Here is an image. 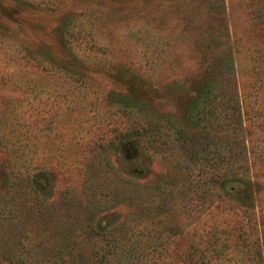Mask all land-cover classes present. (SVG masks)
<instances>
[{
	"label": "rangeland",
	"instance_id": "obj_1",
	"mask_svg": "<svg viewBox=\"0 0 264 264\" xmlns=\"http://www.w3.org/2000/svg\"><path fill=\"white\" fill-rule=\"evenodd\" d=\"M262 220L264 0H0V264H256Z\"/></svg>",
	"mask_w": 264,
	"mask_h": 264
},
{
	"label": "trees",
	"instance_id": "obj_2",
	"mask_svg": "<svg viewBox=\"0 0 264 264\" xmlns=\"http://www.w3.org/2000/svg\"><path fill=\"white\" fill-rule=\"evenodd\" d=\"M49 59L48 61H45V63L50 62L56 64L55 62H52ZM210 78L211 77L209 75L201 78V80L198 82L197 85L196 95L188 101V104L186 106V116L191 122V124L192 123L194 124V126L195 125L200 126L206 121H211L212 116L214 115L213 110L209 106H211L214 101L212 95H213V90L215 88L214 85L215 78H212L213 80H211ZM132 97H133L132 93H130L129 95L119 94V98L121 99L119 103L122 105L127 104V106L136 107L137 101L133 100ZM190 138L191 137H189V141ZM193 139L194 138H192V140ZM194 143H200V142L194 141ZM203 149L204 148H202L201 150L204 151ZM216 155H217L216 163H215L216 166H214V164L211 162L212 160L209 158V154L206 152H193V154H191V157L204 164L203 178L205 180L203 184L205 187L206 185H209L217 189H227L228 192H230L232 189H234V188H230L231 185L235 181L237 180L241 181L243 179L238 177L236 173L231 172L232 171L231 168H228L227 170L228 172L227 171L221 172L220 166L226 160H223L222 154L218 153ZM217 158H218V162H217ZM247 185H250V183H247ZM251 221H252V217L249 218V227L252 228V226H250ZM253 229L254 230H250V229L248 230V239L250 242L252 240L251 244H254V242L257 244V249H258L257 255L259 256L260 260H256V264H264V221L262 220L261 225L259 222H256L255 226H253ZM254 234L256 237L255 241L252 238ZM191 254L193 255L194 253L192 252ZM191 257H190L191 260H189V264L215 263V260H193V258Z\"/></svg>",
	"mask_w": 264,
	"mask_h": 264
}]
</instances>
